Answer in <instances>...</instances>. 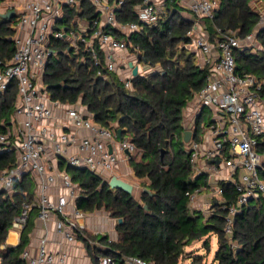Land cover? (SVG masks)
I'll list each match as a JSON object with an SVG mask.
<instances>
[{"label":"built area","instance_id":"built-area-1","mask_svg":"<svg viewBox=\"0 0 264 264\" xmlns=\"http://www.w3.org/2000/svg\"><path fill=\"white\" fill-rule=\"evenodd\" d=\"M90 1L95 7L93 17L83 15V0H24L16 4L15 51L8 62L0 58V94L12 85L17 87L11 123L0 133V152H14L16 164L0 170V193L13 194L25 174L36 182L34 201L23 202L13 228L22 230L36 207L39 220L47 225L55 219L56 231L69 243L77 241V232L86 228L89 213L77 206L83 188L68 168H86L109 181L117 175L119 163L130 161L138 150L129 138H119L116 129L97 122L87 106L52 98L45 75L51 58L60 53L56 44L66 43L69 47L63 51L79 57L81 63L90 60L117 72L129 88L135 76L129 64L133 60L128 57L135 52L126 39L144 25H157L172 0H142L135 5L134 21L119 18L126 0ZM177 2L180 12L189 9L195 16L188 31L190 41L184 46L206 70L205 84L189 101L188 115L183 116L182 132L193 168L191 179L203 176L205 183L187 190L186 195L191 211L199 210L206 218L217 206L225 209V231L232 237L237 214L252 200L264 197V80L239 71L236 58L237 49H263L258 33L264 28V14L244 37L239 30L220 27L212 37L207 20L214 18L219 0ZM68 10L75 11L70 19ZM135 56L138 59V54ZM126 68L128 74L123 73ZM139 74H145L140 66ZM205 109L211 111V117L202 123ZM186 130L191 131L189 141L184 139ZM227 186L235 190L234 201L225 198ZM22 257L28 264H68L67 250H51L46 236L40 239L36 253L26 248ZM125 262L158 264L137 255L126 256ZM98 264L116 261L104 256Z\"/></svg>","mask_w":264,"mask_h":264},{"label":"trees","instance_id":"trees-1","mask_svg":"<svg viewBox=\"0 0 264 264\" xmlns=\"http://www.w3.org/2000/svg\"><path fill=\"white\" fill-rule=\"evenodd\" d=\"M141 1L126 0L119 18L137 20L135 5ZM251 1L219 0L214 18L207 20L211 36L217 34L216 27L239 30L242 37L253 31L261 14ZM83 4V15L95 16L92 2L83 0ZM179 10L177 0L170 1L166 15L157 25H144L126 39L138 59L155 68L133 77L129 88L117 72L90 60L81 63L79 57L63 51L69 47L66 43L56 44L60 53L51 58L45 75L52 98L85 105L101 125L122 128L123 138H129L138 150L130 159L134 174L142 180V186L151 190L143 191L138 199L132 193L112 188L109 181L86 168L75 172L76 168L69 167L68 170H74V181L83 188L77 199L79 209L86 213L105 209L118 220L123 219L117 222L116 240H109L107 235L98 237L87 230H79V237L96 262L98 256H111L116 264H126V256L137 255L158 264H179L184 256H190L186 253L188 245L202 239L209 249L210 233H215L219 243L215 255L218 264H264L263 196L252 200L237 214L232 237L225 231V209L217 206L207 218L201 211L190 209L186 192L198 182L191 179L193 168L184 149L183 116L187 103L204 86L206 70L200 68L193 52L184 46L190 41L188 31L193 21L183 18ZM74 15V10H68V19ZM17 22V16L4 17L0 13L3 62L10 61L15 51ZM112 32L124 37L117 30ZM258 39L263 49L236 50L237 69L264 80V28ZM16 97V85L0 94V133L11 123ZM15 164L14 152H0V170ZM35 188L33 177L25 174L13 194L0 193V264H28L22 253L29 245L38 209H32L17 245L7 244V238L23 202L34 201ZM236 196L233 187L227 186L225 198L234 201ZM98 239L107 245L106 249L92 245L91 240ZM193 257L194 261L201 259L200 255Z\"/></svg>","mask_w":264,"mask_h":264},{"label":"crops","instance_id":"crops-1","mask_svg":"<svg viewBox=\"0 0 264 264\" xmlns=\"http://www.w3.org/2000/svg\"><path fill=\"white\" fill-rule=\"evenodd\" d=\"M21 1L24 0H3L0 4V13H4V14L10 13V11L14 10L15 14L13 16H17L15 6ZM251 5L257 11H259L261 15L264 14V0H252ZM180 15L185 19L191 21L195 20L194 19L195 16L191 11H189V9H183L180 12ZM128 59L135 61L134 64L136 63L139 64V59L136 58L135 53L133 57L130 58L128 57ZM129 72H130L129 68H126L123 71L124 74H128ZM186 116L187 115L184 114V117ZM64 166L65 165L63 164L60 165L61 168H64ZM125 171L134 173L130 161H121L119 163V166L115 174L126 178ZM133 184L135 185V188H138V194L136 195V198L140 199L145 187L142 185L138 187L134 182ZM118 221L119 220L117 218L111 216V214L105 209H98L88 214V216L85 219L86 228H84L83 230L84 231L87 230L94 235H98V237L107 235L109 240L111 239L116 240L118 238V231L116 229V225ZM12 233L15 234L14 239H10ZM76 235H77V241L73 243H69L60 233L56 231L55 219L46 225L37 217L36 224L31 233V239L27 248H29L32 253H36L39 247L40 239L46 236L48 238V247L51 250L57 251L59 248L62 247L67 250L68 264H98L100 259L104 256L102 257L98 256V260H97L98 262H96L93 256L89 253L84 240H82L79 237L78 232ZM20 237H21V230L12 228L8 234L7 244L17 245L20 242ZM91 241H92V245H97L99 246V248H103V249L107 248V245L100 243L99 239L91 240Z\"/></svg>","mask_w":264,"mask_h":264},{"label":"rangeland","instance_id":"rangeland-1","mask_svg":"<svg viewBox=\"0 0 264 264\" xmlns=\"http://www.w3.org/2000/svg\"><path fill=\"white\" fill-rule=\"evenodd\" d=\"M61 26H63V24H61ZM139 65H140V70L143 71V73H145V74L150 73V72L155 70V68H153V66L147 64L146 62L140 61V60H139ZM189 106H190V103L188 102L186 107L184 108V114H186V115H188L189 108H190ZM210 117H211V111L209 109H205L203 119H202V123L208 122ZM183 144H184V142H183ZM137 159H140V155L137 157ZM64 167H66V165ZM78 170L79 169H76L75 172H77ZM68 171L72 174L74 170L69 169ZM125 173L127 174L128 171H125ZM123 176H125V175H123ZM123 178L128 180L129 182H132V183L134 182L138 187L141 186V183H142L141 179H139L138 177H135L134 173L127 174L126 178L125 177H123ZM196 180H197L198 184L205 183V178L203 176L197 175ZM133 194L135 196L138 194V188L134 189ZM209 237H210V248L209 249L204 246L202 239L194 241L192 244H190L186 247V253L190 256H187V255L184 256L181 259L179 264H192L193 262L195 264H218V262L215 259L216 251H217L218 244H219L218 243V236L215 233H210ZM194 255H200L201 259L199 261H194L193 260Z\"/></svg>","mask_w":264,"mask_h":264},{"label":"water","instance_id":"water-1","mask_svg":"<svg viewBox=\"0 0 264 264\" xmlns=\"http://www.w3.org/2000/svg\"><path fill=\"white\" fill-rule=\"evenodd\" d=\"M4 17H12L15 14V11H10V13H1ZM132 67H133V75L137 76L139 75V66L137 64H134L133 61H130L129 63ZM117 133H118V137L119 138H123V131L122 128H118L117 129ZM190 136H191V131L190 130H186L185 131V135H184V139L185 141H189L190 140ZM165 153V148L162 149V156ZM218 162V161H217ZM109 184L112 188H117V189H122L128 193H134V189H135V185L131 182H129L128 180H125L117 175H113L111 177V179L109 180ZM144 191L147 192H151V190L149 188H145ZM145 208H148V205H145ZM123 219L120 218L119 222H121Z\"/></svg>","mask_w":264,"mask_h":264},{"label":"bare ground","instance_id":"bare-ground-1","mask_svg":"<svg viewBox=\"0 0 264 264\" xmlns=\"http://www.w3.org/2000/svg\"><path fill=\"white\" fill-rule=\"evenodd\" d=\"M14 237H15V234L12 233L11 236H10V239H14Z\"/></svg>","mask_w":264,"mask_h":264}]
</instances>
